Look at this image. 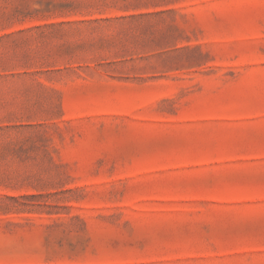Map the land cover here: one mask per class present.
Returning <instances> with one entry per match:
<instances>
[{"label":"rangeland","instance_id":"rangeland-1","mask_svg":"<svg viewBox=\"0 0 264 264\" xmlns=\"http://www.w3.org/2000/svg\"><path fill=\"white\" fill-rule=\"evenodd\" d=\"M0 264H264V0H0Z\"/></svg>","mask_w":264,"mask_h":264}]
</instances>
